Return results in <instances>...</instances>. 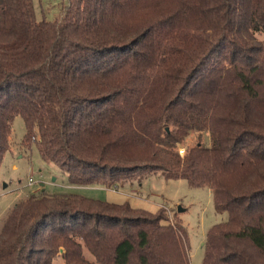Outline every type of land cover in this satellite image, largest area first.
Instances as JSON below:
<instances>
[{
    "label": "trees",
    "instance_id": "1",
    "mask_svg": "<svg viewBox=\"0 0 264 264\" xmlns=\"http://www.w3.org/2000/svg\"><path fill=\"white\" fill-rule=\"evenodd\" d=\"M256 32L264 0H68L54 20L38 19L33 0H0V167L20 115L24 145L73 184L111 187L161 171L211 188L228 218L210 229L202 264H264ZM58 257L188 264L187 234L164 209L41 190L5 219L0 264Z\"/></svg>",
    "mask_w": 264,
    "mask_h": 264
},
{
    "label": "rangeland",
    "instance_id": "2",
    "mask_svg": "<svg viewBox=\"0 0 264 264\" xmlns=\"http://www.w3.org/2000/svg\"><path fill=\"white\" fill-rule=\"evenodd\" d=\"M33 2L36 17L47 20L59 18L68 4V0ZM255 35L264 40V33L256 32ZM25 132L24 120L17 115L12 124L10 149L0 167V232L13 207L30 195L38 194L41 190L48 194L75 193L117 204L128 203L134 208L151 213L164 209L172 222L177 220L186 230L188 264H202L204 243L210 229L228 218L226 211L216 209L211 188L190 186L185 178H166L161 171L131 183L111 187L73 184L57 166L41 158L35 143L31 148L24 145ZM197 135V132H193L185 142H195ZM203 135V143L210 145L209 133L204 132ZM30 178L33 179L32 184H29ZM84 254L89 261L94 260L86 246ZM55 264L66 263L63 258L58 257Z\"/></svg>",
    "mask_w": 264,
    "mask_h": 264
},
{
    "label": "built area",
    "instance_id": "3",
    "mask_svg": "<svg viewBox=\"0 0 264 264\" xmlns=\"http://www.w3.org/2000/svg\"><path fill=\"white\" fill-rule=\"evenodd\" d=\"M184 150H185V147L184 146H182V147L179 148V152L180 153H184ZM32 183H33V179L30 178L29 184H32Z\"/></svg>",
    "mask_w": 264,
    "mask_h": 264
}]
</instances>
